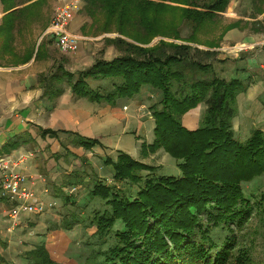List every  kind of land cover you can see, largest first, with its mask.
I'll list each match as a JSON object with an SVG mask.
<instances>
[{"label": "trees", "instance_id": "trees-1", "mask_svg": "<svg viewBox=\"0 0 264 264\" xmlns=\"http://www.w3.org/2000/svg\"><path fill=\"white\" fill-rule=\"evenodd\" d=\"M230 2L84 0L90 15L105 14L125 38L111 40L120 51L113 59L101 58L77 74L64 71L73 92L110 104L134 98L144 89L158 95V102L150 106L155 140L148 148L151 152L164 149L177 160L182 174H157L155 166L126 152L107 157L105 165L111 166L113 179L93 177L90 198H101L105 208L96 210L91 219L96 240L89 242L92 249L82 264L252 263L249 248L240 245L236 231L244 229L255 213V194H247L244 185L264 174V130L253 127L242 139L234 128L237 98L251 82L223 76L218 65L231 59L201 50L191 44L192 36L184 39L181 34L185 24L196 30L209 17L225 12ZM158 35L186 43L160 40L148 45ZM89 78L110 83L94 87ZM201 103L205 110L199 126L191 130L183 117ZM60 132L72 133L42 130L51 136ZM77 144L90 149L100 141L79 135ZM69 189L58 194L65 205H71L59 228L72 229L80 217L88 219L83 211H74L77 204ZM257 213L264 220V191L258 197ZM219 227L227 232L221 244L212 233ZM24 258L27 264H62L51 257L45 242L27 251Z\"/></svg>", "mask_w": 264, "mask_h": 264}, {"label": "crops", "instance_id": "crops-1", "mask_svg": "<svg viewBox=\"0 0 264 264\" xmlns=\"http://www.w3.org/2000/svg\"><path fill=\"white\" fill-rule=\"evenodd\" d=\"M35 1L5 3L0 0V156L10 155L16 158L21 153L31 152L32 155L19 167L21 171L33 176L28 184L46 200H56L61 203L62 208H65L63 213L69 214L70 203L65 205L58 194L62 195L63 192L68 191L69 186L86 184L93 171L94 158L99 156L104 157L103 160L106 159V156L110 155L109 151L106 152L107 146L117 145V138L122 143L118 149L139 161L148 162L135 156V153H139L140 150L136 148L134 136L129 133L120 134L118 114L112 113L111 121L107 115L104 116L105 112L119 110L122 106L120 100L126 98L118 99L115 104H110L93 101L73 92L70 78L64 74V71L77 74V71L85 70L86 67L73 69L72 65L69 67L70 61L75 66L83 62L88 65L87 67H91L95 60L89 64V54L85 53L88 45L82 41L80 47L83 50H80L78 54L67 55L60 52L52 35L47 33L49 23L44 21L46 10L42 8L49 0ZM262 2L263 5L256 2L258 9H253L249 4L240 8L242 14L240 17L247 22L250 21L247 26L254 21L257 29L254 30L249 26L239 30L234 29L229 32L224 41V43L233 44L245 42L254 48L230 58V62L218 65L223 76H237L249 79L251 82L247 91L237 98L239 110L234 119L236 133L244 132V137L249 136L253 127L264 130V0ZM230 4L228 11L230 13L234 11L238 15L239 13L234 9L237 0H231ZM79 13L70 24L71 31L77 29V22H80L81 15ZM46 21L48 22V19ZM54 74H57L56 77H51ZM143 92L144 90L134 98L125 100L124 105L127 107L128 104H134L133 100L140 97ZM104 104L108 105V108H104ZM78 105L81 108L76 113L75 109ZM92 109L95 111L93 112ZM204 110L205 104L201 103L187 112L183 117L184 125L191 130L196 129ZM148 116L154 118L150 111ZM109 122L112 135L110 143L106 140ZM143 125L144 121L139 127L140 130ZM154 126L155 121H153L152 132ZM43 129L66 130L72 133L60 132L58 136L43 135ZM79 135L98 139L100 144L88 149L77 144ZM154 140L155 134L150 140L142 142L148 147ZM144 150L143 148L142 151ZM90 152L95 154L94 157L89 156ZM158 153L167 155L164 149H158L154 153L150 152L149 157H154ZM81 158L82 168H75V165H78L77 160ZM38 174H42L45 180H38L36 177ZM15 204L16 202L7 199L0 201L1 260L4 258L6 249L4 243L10 242V237L17 232L20 233V230L30 229L29 234L32 235L34 232L35 239L26 245L34 248L37 244L45 242L51 257L65 264L55 259L50 249L51 235L55 231H48L45 237L41 234L46 231L41 222L42 217L46 216L45 213L23 214L17 221L12 219L14 221L12 225L6 222L5 217ZM55 235L60 239L59 241H62L61 236L57 233ZM14 252L10 253V258L14 256ZM18 252L21 253L22 250ZM5 262L8 261L5 260Z\"/></svg>", "mask_w": 264, "mask_h": 264}, {"label": "rangeland", "instance_id": "rangeland-1", "mask_svg": "<svg viewBox=\"0 0 264 264\" xmlns=\"http://www.w3.org/2000/svg\"><path fill=\"white\" fill-rule=\"evenodd\" d=\"M58 0H49L47 3L44 4L42 10H46V13L44 16L46 17V20L48 19V22L44 21L48 24V27L52 21V17L54 14V9L57 4ZM235 2V1H234ZM256 2L260 5H263L262 0H237V4H235L234 9L239 13L238 15L236 12L231 11V13L228 11V9L217 15L216 17H209L206 19L201 27H199L196 30H193L191 25L185 24L183 27V30L181 32L182 37L184 39L189 38L192 36L195 39V42H190L193 46L198 47L201 50H209V51H216L219 55V57H225V58H233L237 55H241L247 50H251L254 47H251L249 44L245 42H239V43H230L225 42L226 36L229 34L230 31L234 29H243L249 27H253L254 30H256V23L253 21L252 24L247 26V23L250 21H245L244 18L240 17L242 14L240 13V8L242 6H246V4H249L253 9H258L256 6ZM231 3V2H230ZM231 5V4H230ZM182 6V5H181ZM184 7V6H183ZM229 7V6H228ZM262 10V8H261ZM260 10V11H261ZM81 14L79 16L80 22H77V29L73 31L74 33H77L82 36L81 41L87 43L88 49L85 51L86 54H89V64H91V61L95 60V62L101 58L103 59H113L114 57L120 55V51L115 43H113L111 40H115V42L118 39L125 38L124 35L120 34L116 31V23L114 20H109L108 16L101 13L97 16H92L88 11L85 9V3L83 6V9L79 13ZM170 13H165V16L170 17ZM42 18V16H41ZM43 20V18H42ZM47 27V28H48ZM48 33V32H47ZM49 34V33H48ZM129 40V38H126ZM160 40H166V41H173V42H179V43H186V41L183 40H177L174 38L166 37L164 35H158L156 36L152 42L148 45H153ZM218 44L215 47H211V45ZM58 49V48H57ZM60 50V49H58ZM82 51L83 49L80 47V49L77 52L74 53H64L67 55H76ZM60 52H62L60 50ZM63 53V52H62ZM70 60V59H69ZM78 63L76 66L70 61L69 67L73 69L77 68H83L89 69L90 67H87L88 65L82 64L79 65ZM88 64V63H87ZM78 72V71H77ZM92 85L96 87L97 85H107L110 83L108 80H95L92 78H89ZM120 100L121 108L117 111H110L105 112L104 116H108L109 121H111V114L114 115L117 113L120 121V134H132L136 140V148H139V153H135V156L146 160L149 164L155 166L157 168L156 172L157 174H165V175H172V176H180L182 174L180 168L177 165V160L172 157L169 153L165 155L163 153L162 155L158 153V155L152 157H149L150 150L148 147L143 150V145L146 144L145 140H150L151 136L154 135L152 132L153 127V121L155 119L150 118L149 111L150 106L153 103L158 102L159 96L153 95L149 89L145 90L140 95V97L133 100L134 104H128L127 107L124 105L125 100ZM139 99V100H138ZM81 107H76L75 111L76 113L79 112ZM104 108H108V105L104 104ZM94 112L95 109H92ZM144 121V125L139 129L141 123ZM109 128L107 130V137L106 140L111 141V123H108ZM244 132H238L237 135L244 139ZM110 138V139H109ZM143 141V142H142ZM142 143V144H141ZM117 145L111 144L107 146V151H109L110 155L107 157H116L119 155L120 152H123L122 150L118 149L119 146L122 144L119 141V138H117ZM141 144V146H140ZM151 145V144H150ZM149 145V146H150ZM141 147V148H140ZM146 151V152H145ZM157 151V150H156ZM153 151L152 153L156 152ZM95 155L94 153L90 152L89 156L92 157ZM94 157V156H93ZM104 157L96 156L94 158V161L92 163V174L89 181L86 184H76L72 186L69 190H73L76 188L75 191H73L72 200L74 203L76 202L77 207H73L74 211L79 213L80 211L84 212V217H88V219L81 218V222L76 224L74 226V229L72 230H65L62 231L63 227H60V224L69 216L67 213H63L65 208H62L61 203H58L56 200L55 206L53 208H50L47 213H45V217L43 216L41 219L42 224H44V227L46 229L45 232L41 233L44 234V237L47 236V232L55 231L54 234L51 235L50 239V249L52 251V255L55 259L63 261L65 264H82L87 262V257L91 252L92 244H89V242H94L96 239H93V227L90 224L91 219L95 213L96 210H104L105 208V202L99 197L90 198V190L92 189V180L94 176L99 177L100 179L109 180L112 181L113 179V173L109 169L111 168L110 165H107L108 168L105 165V159ZM78 165H75V168H82V158L77 160ZM147 163V164H148ZM74 167V166H73ZM149 173L148 170L143 171L144 175H147ZM108 181V182H109ZM78 188V189H77ZM245 192L248 194L250 192H253L255 194L254 197H252V203L255 206V213L252 216L251 220L247 223L246 227L242 230H237L236 234L240 238V245H246L249 248L250 255L252 257V263L251 264H264V220H260L258 211V197L259 195L264 191V174L260 177H257L254 181L247 183L244 185ZM42 197V196H41ZM46 199V198H45ZM3 200L0 198V201ZM5 200V199H4ZM54 211V212H52ZM51 213V214H50ZM9 214L7 217H5V220L7 223L12 225L14 221L9 218ZM21 218V217H20ZM46 220H45V219ZM44 220V221H43ZM13 222V223H12ZM43 226V225H42ZM94 226V225H93ZM95 227V226H94ZM44 229V228H43ZM60 229V230H56ZM31 232L30 229L20 230V233H15L10 237L11 241L4 243L5 246V254L3 260H1L0 256V264H26L24 255L27 251L31 250V246H27L26 244L32 243L33 239H35V233L33 232L32 235L29 233ZM38 233V231H37ZM58 234L62 237V241H59L60 239L55 235ZM215 239L221 244L226 235L227 232L223 228L214 229L212 231ZM59 239V240H58ZM30 241V242H29ZM2 244V243H1ZM3 246V244H2ZM15 249V250H13ZM22 252H18L21 251ZM14 252V256L10 258V253ZM1 253V252H0ZM5 260L8 262L6 263Z\"/></svg>", "mask_w": 264, "mask_h": 264}, {"label": "built area", "instance_id": "built-area-1", "mask_svg": "<svg viewBox=\"0 0 264 264\" xmlns=\"http://www.w3.org/2000/svg\"><path fill=\"white\" fill-rule=\"evenodd\" d=\"M84 6V0H58L52 21L47 32L52 35L55 43L63 53H74L80 49L82 36L70 29V24ZM151 116H153L151 114ZM32 154L25 152L16 158L10 155L0 156V198L16 202L10 210L11 219H17L23 214H44L55 206L54 201L41 197L28 184L33 178L19 169L20 165ZM38 180H45L42 174L36 175ZM74 188L72 191H75ZM48 192V190H47Z\"/></svg>", "mask_w": 264, "mask_h": 264}]
</instances>
